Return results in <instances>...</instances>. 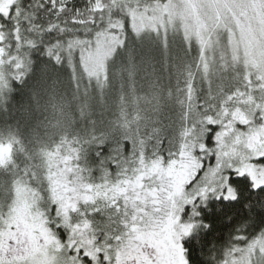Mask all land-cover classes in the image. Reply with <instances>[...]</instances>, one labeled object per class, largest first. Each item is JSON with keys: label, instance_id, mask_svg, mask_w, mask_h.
Returning <instances> with one entry per match:
<instances>
[{"label": "snow or ice", "instance_id": "1", "mask_svg": "<svg viewBox=\"0 0 264 264\" xmlns=\"http://www.w3.org/2000/svg\"><path fill=\"white\" fill-rule=\"evenodd\" d=\"M97 4L12 0L8 10L0 8V34L17 47L23 40L31 56L26 74L0 77V91L14 97L34 80L31 94L38 96L44 88H55L51 70L66 72L69 80L76 79L77 88L84 80L100 94L122 92L129 73L144 74L146 85L153 78L160 85L157 64L163 67V60L152 50L130 44L127 23L103 76L85 72L81 49L72 45L84 37L91 42L109 23L96 12ZM111 15L121 12L115 9ZM190 53L185 47L183 54L167 58L169 82L160 87L162 105L149 106L127 130L98 128L91 115L84 116L75 152L69 153L72 158L58 165L65 184L62 198L50 194V181L43 186L39 214L60 248L57 252L55 242L49 246L43 240L39 246L56 256L53 264H217L222 256L215 254L216 240L222 227L232 229L234 240L264 233V183L257 184L238 164L224 159L229 148L264 133V80L227 66L206 77L199 51L195 61ZM241 113L243 118H237ZM251 162L264 167V154ZM27 164L25 160L20 167ZM217 169H222L221 186L213 187L208 174ZM5 175L0 264H36L33 239L5 222L16 178L11 172ZM85 223L89 228L81 231ZM253 256L254 264H264V250L256 249L249 264Z\"/></svg>", "mask_w": 264, "mask_h": 264}, {"label": "trees", "instance_id": "2", "mask_svg": "<svg viewBox=\"0 0 264 264\" xmlns=\"http://www.w3.org/2000/svg\"><path fill=\"white\" fill-rule=\"evenodd\" d=\"M105 7L96 10L102 14L107 26L102 28L91 39L97 40L102 34L111 33L112 36L120 35L124 38V29H130L129 42L138 48L152 50L157 60H163L164 66L158 63L157 68L163 79L160 85L156 84L155 78L151 85L143 83L144 74H128L127 86L122 92L109 91L103 94L93 91L91 84L81 80L77 88L76 79L69 80L66 72L51 70V80L56 81L55 88H44L38 96H32L31 90L35 81H29L28 86L17 89L14 97L8 96L0 91V190L6 183V173L15 175L12 185L25 188L31 192L30 197L36 204L37 213L40 205L44 202L43 186L46 181H50L48 191L56 199L62 198L65 188L62 177V170L58 168L63 160H70L69 153L75 152L73 143L77 136L82 134L85 127L84 116L91 115V119L97 123L98 128H106L116 131L119 126L121 131L127 130L130 123H135L143 112L149 107L162 105L159 99L160 87L168 84V57L175 56L176 53L183 54L185 47L191 48L190 57L195 61L197 51L203 58L202 49L198 42L187 38L184 34L176 31L159 32L154 29H143L137 32L130 23L127 7L136 5L137 1H144L149 6L166 5L169 0H101ZM12 1H8V5ZM119 9L120 16H112L111 12ZM127 18V20L124 19ZM85 31L88 25H85ZM114 29V31L112 30ZM131 33H136L133 37ZM23 35V33H21ZM1 48L3 54L4 79L8 77L16 78L26 74L30 70L31 56L25 47V42L20 41L21 48H17L18 55H12V45L10 39L5 34H1ZM87 37L73 41V49H82L88 43ZM166 45V47H165ZM22 49V52H21ZM163 51L164 56L160 54ZM2 61V62H3ZM83 65V64H82ZM204 73L205 66L203 59L200 61ZM84 67V65H83ZM85 69V68H84ZM92 77L95 75L89 74ZM101 75L100 77H102ZM51 80L48 83H51ZM103 84V80L100 81ZM155 87V91H153ZM99 95V99H96ZM117 115L119 118H117ZM109 122L111 128H109ZM28 161V164L21 168L20 165ZM34 161V163H33ZM31 173V176H29ZM11 185V186H12ZM67 218V212H65ZM41 217V216H40ZM42 220V219H41ZM42 228L47 235L55 242V238L44 226ZM89 228L85 223L84 229ZM232 229L224 226L218 233L216 240V255L222 256L217 264H235L238 261V252L245 249L251 255L256 249H260V240L264 233L256 235L248 234L249 239L240 238L234 240L230 238ZM58 244V242H55ZM58 248L60 245L58 244Z\"/></svg>", "mask_w": 264, "mask_h": 264}, {"label": "rangeland", "instance_id": "3", "mask_svg": "<svg viewBox=\"0 0 264 264\" xmlns=\"http://www.w3.org/2000/svg\"><path fill=\"white\" fill-rule=\"evenodd\" d=\"M9 0H0V8L8 10ZM12 1V0H11ZM128 6L130 23L133 29L141 32L154 29L161 32H179L199 43L205 66L204 75L214 77L218 68L227 66L251 76L253 80H264V0H169L166 5L149 6L144 1ZM105 7L98 0L96 10ZM123 40L119 34H102L97 40L82 46V64L85 70L95 76L104 74L105 64L111 59L117 44ZM0 34V77H4L3 54ZM85 45H87L85 47ZM22 47L20 44L19 48ZM17 46L12 45V55H18ZM22 52V49H21ZM3 61V62H2ZM19 76L17 72L14 74ZM237 118L242 119L243 114ZM264 154V133L255 134L237 148H229L224 157L230 163H236L241 171L256 179L257 184L264 183V167L253 164L251 158ZM208 174L213 187L221 186L220 172ZM226 179L224 184H226ZM11 203L5 213L6 223L18 225L34 241L32 257L36 264H53L55 255H49L47 248L39 246L41 240L51 246L54 241L42 228L40 214L25 188L12 185ZM4 196L0 194V211L3 210ZM260 250H264V237L260 240ZM56 251L59 252L56 243ZM247 250L238 252L235 264H249ZM253 264L255 256L252 257Z\"/></svg>", "mask_w": 264, "mask_h": 264}]
</instances>
